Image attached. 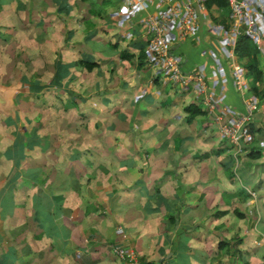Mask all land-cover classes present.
<instances>
[{
  "label": "crops",
  "instance_id": "1",
  "mask_svg": "<svg viewBox=\"0 0 264 264\" xmlns=\"http://www.w3.org/2000/svg\"><path fill=\"white\" fill-rule=\"evenodd\" d=\"M22 1L34 4L42 32L53 27V59L45 84L30 83L27 91L19 83L15 96L0 89V264H129L115 257L117 243L156 264H264V74L247 73L260 131L247 132L237 159L217 118L224 108V121L228 112L246 110L231 69L246 61L234 42L221 45L232 25L230 6L192 0L194 32L180 39L174 26L168 30L185 72L201 70L213 91L218 109L209 111L195 89L182 91L147 62L145 17H160L162 0L146 1L128 22L121 20L125 0ZM83 58L99 66L88 71L78 63ZM190 106L203 112L194 115ZM37 110L55 117L37 125ZM68 115L80 123L97 118L95 147L64 148L72 138L54 128ZM253 138L260 158L247 154ZM206 152L212 154L200 159ZM219 210L230 212L216 218ZM29 220L32 238L20 233L8 243ZM222 240L228 250L219 248Z\"/></svg>",
  "mask_w": 264,
  "mask_h": 264
},
{
  "label": "built area",
  "instance_id": "2",
  "mask_svg": "<svg viewBox=\"0 0 264 264\" xmlns=\"http://www.w3.org/2000/svg\"><path fill=\"white\" fill-rule=\"evenodd\" d=\"M149 0H125L121 20L128 22L135 11ZM206 1V0H204ZM231 9L232 25L229 34L221 40L225 47L231 42L236 44L242 34L252 37L258 48L264 52V19L261 12L264 10V0L255 4L252 0H227ZM167 6L160 17L153 15L145 17L148 33L147 62L156 66L160 72L169 75L182 91L195 89L201 103L209 111H217L215 95L201 70L185 72L181 58L172 50V41L168 37L170 26H174L176 36L180 39L189 37L197 26V17L192 0H179L171 3V0H162ZM203 6V5H202ZM232 75L239 91L245 94V112L231 111L228 120L224 121V114L228 109H221L219 119V131L235 150V157L243 152L244 140L247 134L248 124L259 110V102L253 96L246 95L248 70L241 63L234 61L231 64ZM119 255L127 259L130 264H144L142 259L133 249L119 248Z\"/></svg>",
  "mask_w": 264,
  "mask_h": 264
},
{
  "label": "rangeland",
  "instance_id": "3",
  "mask_svg": "<svg viewBox=\"0 0 264 264\" xmlns=\"http://www.w3.org/2000/svg\"><path fill=\"white\" fill-rule=\"evenodd\" d=\"M33 6L34 4H31V2H27L25 4L22 0H0V89H7L11 91L9 92V95H13L14 92L17 91L16 88L19 83H26V90L28 91L30 83L39 81L42 82V84H45L50 76V65L53 59V54L50 51L51 49L49 48V44L50 41L53 40V36H50L51 29L53 27H44L42 28L44 29V32H42L41 28L35 25V22L38 21V15L37 13L32 12ZM89 47L94 52L98 49L97 45L94 46L92 43ZM14 96L8 99L9 103H12V100L14 101ZM23 101L26 103L29 102L27 96L23 99ZM11 109L12 112L9 113L12 117H14L16 115V113H14L15 111H13L14 105ZM53 110L54 109H51V111ZM51 111L37 110L35 112V115H38L36 124L38 125L39 122L40 125H42L47 121L46 117L48 116L50 117L49 120H52L55 116L52 115L53 113ZM30 116L32 117V115ZM33 119L34 118H32L31 121H33ZM60 120V122L57 120V125H55L54 128L60 132L59 134H56L60 135L62 139L67 136H71L72 138L71 142L69 141L70 144L64 143V148H66V150L71 149L72 146L75 145H87L84 147L90 148L95 147L96 135L92 132V126L93 122L97 121V118L92 119L91 117L90 119L83 120V122L80 123L76 121L74 117H70L68 115L64 116ZM59 126L65 127L61 129V131L58 128ZM64 140L66 141V139ZM103 142L105 143V140H103ZM102 147V149H104V145H102ZM246 190L249 195H255V192L251 188L246 187ZM33 226L34 224L31 220H29V222H23L20 226L13 229V239L7 237L6 240H8V243H12L13 240L16 241V236L20 233H23V235H20L21 237H18L19 239H23L24 237V240H30L33 234ZM119 230L124 229L119 226ZM87 241H89V239ZM90 241L94 240L91 239ZM126 247L127 246L124 244L117 243L113 244L111 249L115 254V257L128 261L127 259H123L118 252L119 248ZM127 248L130 250L132 249L131 247ZM74 253H77L78 255L77 250H75ZM4 263L18 264L15 262L11 263L7 260L2 262V264ZM128 263L130 264V262Z\"/></svg>",
  "mask_w": 264,
  "mask_h": 264
},
{
  "label": "trees",
  "instance_id": "4",
  "mask_svg": "<svg viewBox=\"0 0 264 264\" xmlns=\"http://www.w3.org/2000/svg\"><path fill=\"white\" fill-rule=\"evenodd\" d=\"M207 6L212 7V6H219V7H227L228 6V1L227 0H206ZM234 51L236 55H238L239 58L244 59L245 66L249 72V75L253 76L256 79H262L264 70H263V53L262 51L258 48V46L255 44L254 40L252 37L248 34H242L241 36L238 37L237 42L235 44ZM83 67H85L88 71L94 70L96 67L99 66L98 62H95L90 59H81L78 61ZM193 111V114H198L202 113L203 110L199 106H190L188 109H191ZM260 130H257L253 122L251 121L248 124V134L255 136L257 132ZM254 138L252 142L250 143V147L248 149L247 154L252 157V158H260L262 156V149L255 144ZM212 153L211 152H206L200 155V159L208 158ZM229 210H219L217 211L214 216L216 218H222L229 214ZM234 213L238 215L239 217H244V214L240 212L239 210L235 209ZM219 248L220 249H229L230 243L222 240L219 242ZM144 264H156L154 262H146L142 259Z\"/></svg>",
  "mask_w": 264,
  "mask_h": 264
},
{
  "label": "water",
  "instance_id": "5",
  "mask_svg": "<svg viewBox=\"0 0 264 264\" xmlns=\"http://www.w3.org/2000/svg\"><path fill=\"white\" fill-rule=\"evenodd\" d=\"M160 264H162V261H161V263Z\"/></svg>",
  "mask_w": 264,
  "mask_h": 264
}]
</instances>
